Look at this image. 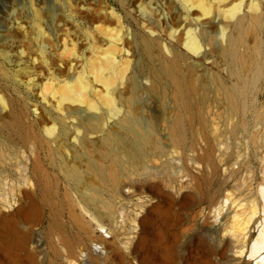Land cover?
<instances>
[{
  "label": "rangeland",
  "instance_id": "374dc122",
  "mask_svg": "<svg viewBox=\"0 0 264 264\" xmlns=\"http://www.w3.org/2000/svg\"><path fill=\"white\" fill-rule=\"evenodd\" d=\"M209 2L215 9L204 16L182 0H0V98L10 103L7 109L0 103V211L23 199L33 219L16 231L0 229V264H69L71 255L82 264H245L235 260L241 242L229 241L254 204V240L264 217V0ZM240 4L245 25L258 15L260 27L233 57L229 38L239 29L226 11ZM112 12L120 22L107 16ZM69 13L79 22H70ZM36 14L47 37L39 34ZM151 19L154 51L162 58L169 56L166 48L185 53L187 30L205 34L207 59L191 55L185 62L198 61L204 87L192 101L195 120L185 121L180 134L175 126L185 112L174 88L125 90L134 119L110 128L129 142L137 160L120 152L117 178L110 181L95 171L113 163L111 146L99 136L87 138L57 109L59 81L72 73L69 62L62 73L54 64L51 74L34 59L44 46L61 47L56 34L65 31L78 43L84 66L101 53L93 48L109 47L102 34L108 27L122 29L125 40L140 39ZM98 25L101 32L93 30ZM171 29L179 30L176 38ZM62 129L68 134L59 135ZM26 190L32 194L24 200ZM149 203L160 209L149 215ZM219 203L225 213L231 210L224 220L213 213Z\"/></svg>",
  "mask_w": 264,
  "mask_h": 264
},
{
  "label": "bare ground",
  "instance_id": "6f19581e",
  "mask_svg": "<svg viewBox=\"0 0 264 264\" xmlns=\"http://www.w3.org/2000/svg\"><path fill=\"white\" fill-rule=\"evenodd\" d=\"M121 2L123 3V0ZM182 3L189 11L194 8L199 9L204 16L211 15L215 9L209 0H182ZM253 9L259 10L257 5H253ZM241 11V4L226 11V17L233 19L235 26L239 29L237 37L232 36L229 38L230 52L228 54L233 57L240 47L248 43V35L255 34L260 27V16L253 15L251 22L246 26V16H240ZM188 15H190V12H188ZM107 16L116 19L118 22L121 20L120 16H117L114 12ZM67 18L70 22H79L78 15L74 13H69ZM35 20L39 27L40 36L47 37V30L43 28V21L40 20L38 14L35 15ZM94 21L97 24L102 22L101 18L98 17ZM151 23L152 27L145 29V36L140 37V39L137 36L134 38V35H132L131 39L125 40L122 37V29L108 27L102 34L107 38L109 47L106 50L93 48V50H99L101 53L96 54L97 57L84 66L80 62L82 56L79 55L78 43L65 31H59L56 34L57 38L60 37L61 47L55 45L47 49L44 46L41 48V58L34 59L35 65L40 64L49 72L54 70L52 68L54 64L57 65L60 73H62L64 63L69 62L68 66H70V72L72 71V73L68 76V79L59 81V85L62 84L60 86L62 93L57 109L65 115L64 119L74 118L77 125L81 126L86 133L87 138L99 136L98 138L103 144L111 146L115 154L113 163L110 167H103L102 170L95 171L103 179L110 181L117 178L118 169H116V165L120 164L118 157L120 152H123L129 160H137V156L134 154L129 142L121 134L113 132L110 128L111 122L116 124L131 123L134 119L132 107L127 110V103H129L130 98L127 99L124 95L125 90H132L134 93L141 89L163 92L170 90L168 89L169 86L172 89L174 88L175 97L184 109V117L186 116L185 119L184 117L183 119L179 118L175 126L180 134L182 124L185 121L193 122L195 120L192 101L194 102L198 92L204 87L202 78L197 74L198 61L194 59L191 63L185 62L193 59L190 57L191 55L196 57L197 60L207 59L206 52L203 51L207 42L204 38L205 34L201 35L193 29L187 30L186 33H183L184 40L182 43L186 50L185 53L180 52L175 47L166 48L169 56L162 58L157 56L154 51L157 32L153 19H151ZM100 28L101 26L98 25L93 30L101 32ZM49 30L52 32V29L49 28ZM178 32V29H171L172 38H176ZM92 33L89 35V40L92 38ZM223 34L225 36L226 33ZM128 38H130L129 34ZM176 42H178V39ZM21 54L24 55L23 52ZM137 57L141 60L135 63L134 58ZM238 62L242 67H245L246 61L243 58H239ZM218 86L219 90L223 89V81L219 82ZM0 103L4 109H7L9 102L7 103L4 98H0ZM11 107V112L15 113L13 106ZM37 112L36 109V116L40 118ZM84 112L92 113L87 120L80 116ZM50 131H56V128L53 127ZM67 134L68 132L65 129H62L59 133L61 136ZM69 174L75 176V173L70 170ZM31 194L32 191L26 190L23 193L24 200L29 198ZM261 196L264 215V187L261 190ZM167 198V201L172 199ZM184 198L186 196L182 197V199ZM87 204L92 205V200L87 199ZM159 209V205L150 204L147 213L150 215ZM8 210V212L0 211V229L7 228L16 231L18 226L22 224L33 223L30 208L23 202V199L16 200L9 206ZM213 213L224 220L231 213V210L228 209L225 213V206L219 203ZM241 213L238 211L235 213V222H238ZM258 215L259 205L254 204L250 218L239 224L238 229L234 231L233 240L229 241L233 242L238 239L241 242L235 258L237 262L264 264V217L259 224V234L255 240V234L252 230L253 221ZM144 222L145 219H142V223ZM101 240L105 241L103 236ZM96 247L98 246L96 245ZM100 250H103V248L100 247ZM68 263L82 264L76 255H71Z\"/></svg>",
  "mask_w": 264,
  "mask_h": 264
}]
</instances>
